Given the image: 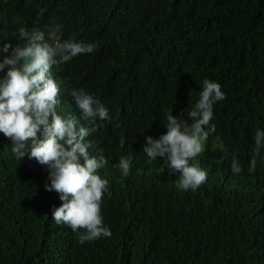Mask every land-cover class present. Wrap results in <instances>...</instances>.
I'll return each mask as SVG.
<instances>
[{
    "label": "trees",
    "instance_id": "16d2710c",
    "mask_svg": "<svg viewBox=\"0 0 264 264\" xmlns=\"http://www.w3.org/2000/svg\"><path fill=\"white\" fill-rule=\"evenodd\" d=\"M9 4L12 27L30 17L95 45L82 64L72 59L53 66L64 96L61 110H71L66 97L73 89L85 88L109 109V119L97 118L98 130L88 138L112 156L123 135L122 153L132 163L127 177L119 167L106 171L101 209L112 236L81 244L80 230L52 218L62 201L45 189L47 166L15 154L6 163L0 151V264H264V159L250 168L255 132L264 131V0ZM0 39L9 42L10 31L0 29ZM10 54L0 53V61ZM205 78L226 93L210 121L222 144L206 150L222 181L183 191L174 176L161 179L160 157L147 166L141 144L163 121L166 126L169 112L183 111L191 123L188 111ZM80 121L86 125L81 112ZM4 138L0 132V150ZM233 156L239 174L231 169Z\"/></svg>",
    "mask_w": 264,
    "mask_h": 264
},
{
    "label": "clouds",
    "instance_id": "9594fccd",
    "mask_svg": "<svg viewBox=\"0 0 264 264\" xmlns=\"http://www.w3.org/2000/svg\"><path fill=\"white\" fill-rule=\"evenodd\" d=\"M9 8V0H0V29H8L11 35L9 42L0 39L3 43L0 53L11 50L0 61V71L7 68L0 78V132L7 142L1 154L6 163L13 162L11 156L15 154L19 159L34 158L46 165L50 183H45V189L58 193L62 201L60 207H54L52 218L73 231L80 230L81 244L104 240L112 236L101 209L109 184L106 171L119 167L127 177L132 158L122 153L123 135L117 136L112 156L93 145L88 137L98 130L97 118L109 119V109L83 88L71 91L66 97L71 110L62 111L64 96L52 71L54 65L72 59L75 65L82 64L83 54L93 53L95 45L67 38L59 25L48 28L30 17L12 27ZM225 98L220 83L205 78L198 102L188 111L191 123L182 118L183 111L178 115L169 112L166 126L163 121L159 129L144 137L141 153L147 166L160 157L161 179L174 176L176 188L183 191L208 190L222 181L217 162L206 150L222 144V139L215 135L216 126L210 121L214 105ZM80 112L87 126L81 121L77 125ZM254 138L251 170L255 169L258 157L264 159L261 156L264 131L258 129ZM135 145L134 134V148ZM231 169L234 174L242 171L234 156Z\"/></svg>",
    "mask_w": 264,
    "mask_h": 264
},
{
    "label": "bare ground",
    "instance_id": "6f19581e",
    "mask_svg": "<svg viewBox=\"0 0 264 264\" xmlns=\"http://www.w3.org/2000/svg\"><path fill=\"white\" fill-rule=\"evenodd\" d=\"M6 227V226H5Z\"/></svg>",
    "mask_w": 264,
    "mask_h": 264
}]
</instances>
